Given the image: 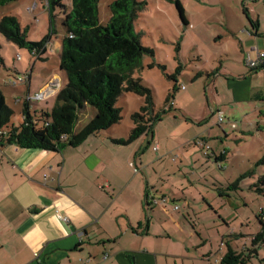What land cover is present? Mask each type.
Returning a JSON list of instances; mask_svg holds the SVG:
<instances>
[{
    "label": "rangeland",
    "instance_id": "obj_1",
    "mask_svg": "<svg viewBox=\"0 0 264 264\" xmlns=\"http://www.w3.org/2000/svg\"><path fill=\"white\" fill-rule=\"evenodd\" d=\"M113 1H98V16L103 24L110 19L109 5ZM140 1L146 2V7L139 13L135 28L141 34L142 43L153 48L154 56L143 58V69L135 76H140L152 89L155 111L167 110L162 113L161 121H157L159 132H169L171 125L177 122L175 117H165L178 110L173 100L166 104L174 85L170 76L175 74L179 84L185 86L176 96L186 93L181 104L192 118H199V124H195L191 135L188 134L191 138L185 137L192 139L201 131L217 133L208 139V144L220 148L227 156V160L218 162L214 156L208 158L201 149L200 160L194 158L192 163L181 165L184 157L180 145H172L171 153L164 146L160 150V153L165 150L174 161L178 156L175 162L170 157L165 160L163 179L177 188L190 185L188 179L193 182V187L185 192L195 211L191 217L177 215L187 226L197 223L198 234L186 240L192 243V253L179 264H221L229 245L238 251L246 249V252L256 247L257 252L246 264H264V240L253 243L256 234H264V69L254 70L246 63L247 54L250 59L257 60L256 51H250L251 44L259 41L257 44L264 49V0H179L187 23L180 15L177 0ZM64 3L70 6L71 1L64 0ZM34 4L36 7L31 10ZM9 14L18 16L30 40L45 41L46 47L42 58L38 54L33 57L29 49L18 47L0 34V56L3 58L0 89L14 110L9 124L12 127L20 126L28 96L33 113V107L38 111H51L54 107L56 93L36 95L56 77L60 87L65 85L66 74L59 67L65 28L62 10L56 8L57 32L50 31L45 0H13L0 5V19ZM250 37L253 41L247 40ZM18 55H21L20 60ZM142 104L140 95L132 92L121 95L117 106L121 108L122 118L112 128L128 136L134 126L132 114ZM218 112L223 114L222 124H218ZM94 115L93 107H84L77 128ZM174 116L187 118L181 111ZM200 125H203L202 130L198 128ZM149 154L157 153L150 150ZM181 202H178L180 207L183 206ZM181 211L183 208L177 212ZM181 235L188 236L184 231ZM195 243L199 247H194Z\"/></svg>",
    "mask_w": 264,
    "mask_h": 264
},
{
    "label": "crops",
    "instance_id": "obj_2",
    "mask_svg": "<svg viewBox=\"0 0 264 264\" xmlns=\"http://www.w3.org/2000/svg\"><path fill=\"white\" fill-rule=\"evenodd\" d=\"M257 43L250 51L258 55L264 49ZM185 94L173 100L178 110L165 116L180 121L169 132L161 134L158 121L127 145L112 141L127 138L112 127L60 152L0 143V264H179L191 254L186 240L198 234V224L185 225L177 213L191 217L195 211L185 192L193 182L177 188L163 179L172 145H180L181 165L200 160L202 148L194 141L204 132L190 139L199 118L181 104ZM179 111L187 118L174 116ZM163 146L167 152L160 153ZM210 150L214 157L224 153ZM151 196L159 202H151ZM180 208L183 212H177Z\"/></svg>",
    "mask_w": 264,
    "mask_h": 264
},
{
    "label": "trees",
    "instance_id": "obj_3",
    "mask_svg": "<svg viewBox=\"0 0 264 264\" xmlns=\"http://www.w3.org/2000/svg\"><path fill=\"white\" fill-rule=\"evenodd\" d=\"M12 1L0 0V5ZM70 1V6H67L64 0H45L52 33L57 32L54 10L60 8L63 13L65 34L61 41L59 67L66 74L65 85L56 93L51 111H38L33 107V113L32 103L25 101L23 120L20 126L12 127H9V124L14 110L7 104L0 89V143L52 152H60L65 147H77L90 136L108 130L121 120L122 112L117 102L126 92L142 96L143 104L132 114L134 126L127 138L112 139L115 144L127 145L135 141L146 134L153 124L162 118V113L167 111L165 108L160 112L155 111L152 89L143 83L140 76H135L143 69V58L146 55L154 56L153 48L142 43L141 34L135 28V22L139 13L145 9L146 2L113 1L109 5L110 19L103 24L98 16L99 0ZM176 5L183 21L187 23L184 8L179 0ZM0 34L18 47L29 49L33 57L38 53L39 58H42L46 52L45 41L30 40L27 29L23 28L16 15L9 14L0 19ZM0 62H3L1 56ZM251 69H264V63ZM176 70L178 73L180 67ZM170 78L174 85L166 104L174 100L176 92L182 89L175 74ZM87 106L95 109V115L81 128H77L80 112ZM209 138L211 134L205 146H200L195 141L194 143L205 150L206 156L212 157ZM215 159L221 162L227 160V156L224 152L215 156ZM262 240L263 232L254 236L253 243ZM246 251H238L229 245L220 263L246 264L257 249L254 247Z\"/></svg>",
    "mask_w": 264,
    "mask_h": 264
},
{
    "label": "built area",
    "instance_id": "obj_4",
    "mask_svg": "<svg viewBox=\"0 0 264 264\" xmlns=\"http://www.w3.org/2000/svg\"><path fill=\"white\" fill-rule=\"evenodd\" d=\"M46 4H47V2H46ZM36 7V4H34V6L31 8V10H33L34 8ZM38 53H36V55H37ZM35 55V54H34ZM17 59L18 60H20L21 59V55H18V57H17ZM246 63L251 67V68H255L256 66H258V65H260V64H262V63H264V52H259L258 53V55H257V60L255 61V60H252V59H250V56H249V54H247V59H246ZM28 78H29V76H27ZM26 77V78H27ZM185 86L184 85H182V88H184ZM60 89V81H59V79L56 77V78H54L52 81H51V83L48 85V86H46L44 89H43V91H42V93H37V97H43V96H45V94L47 93V94H51V93H57L58 92V90ZM30 96H28V98L26 99V101L27 102H30V103H32L31 102V100H30ZM219 113V118H218V123L219 124H221L223 121H224V117H223V114L222 113H220V112H218ZM210 136V133H204V134H202V135H199L196 139H195V142L198 144V145H200V146H205V145H207L206 143V140H207V138ZM153 147H154V149L155 150H157L158 148H159V143H158V140H154L153 141ZM208 148V147H207ZM163 201H165L164 199H163ZM151 202H159V199H157L156 197H154V196H151ZM175 208H179L178 206H176ZM80 234L82 235L83 234V232H80Z\"/></svg>",
    "mask_w": 264,
    "mask_h": 264
}]
</instances>
